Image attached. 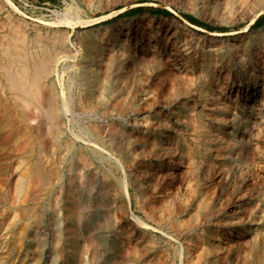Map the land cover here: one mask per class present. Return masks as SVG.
<instances>
[{"label": "bare ground", "instance_id": "6f19581e", "mask_svg": "<svg viewBox=\"0 0 264 264\" xmlns=\"http://www.w3.org/2000/svg\"><path fill=\"white\" fill-rule=\"evenodd\" d=\"M250 5L259 14L264 0H215L210 14L225 8L234 23ZM46 31L0 41V90L53 164L51 264H86L90 252L97 264H264V29L238 51L211 48L198 68L197 48L168 26L159 53L148 41L75 49ZM89 175L95 230L72 192V177Z\"/></svg>", "mask_w": 264, "mask_h": 264}, {"label": "rangeland", "instance_id": "374dc122", "mask_svg": "<svg viewBox=\"0 0 264 264\" xmlns=\"http://www.w3.org/2000/svg\"><path fill=\"white\" fill-rule=\"evenodd\" d=\"M214 5L215 0H0V41L5 37L15 40L25 31L29 39L35 40L34 36L36 37L39 31L45 34L46 30L49 33L52 30V34L58 33L56 38L64 39L66 45L74 46L75 49L87 41L96 40L114 45L116 48L122 42L131 45L135 41L141 44L148 41L150 48L159 53L162 44L159 34L168 26L170 33H174L179 42H182L184 37L183 41L190 50L197 48L201 59L198 62L192 58L190 63L194 68H198V64L209 56L208 52L212 49H216L219 56L231 49L238 51L246 43L250 42L251 45L252 34L255 31L264 29V9L259 14L253 13L255 7L250 5L243 11L242 20L232 23L226 17L225 8H221L215 16L210 14ZM73 20L84 21L85 24H70ZM88 31L91 33H86ZM127 32L130 35L129 40L125 39ZM210 32L217 34L213 42L210 40ZM72 39L75 42L71 41ZM182 48L172 56L173 58L171 57L172 62L180 63L181 59L186 57L187 54H184L186 49L184 46ZM253 50L252 47L250 54ZM257 53L264 55V48L258 49ZM243 56L245 59L249 58L244 53ZM234 58L237 59L236 56ZM234 58L231 56L219 58L228 65L232 73L238 69L234 65ZM154 62L157 64L159 58L155 57ZM138 65L131 64V72L140 73L142 70L140 71ZM70 78L75 79L72 70L67 72L65 84H68ZM171 83L172 79L167 78L164 84L167 91ZM8 96L7 92H0V264H51L53 249L49 205L52 191H55L52 187L53 180L51 181L55 177L51 168L53 164L48 154L39 153L40 150L37 148L40 147V143L37 142V138L31 136L29 128H26L23 121L21 122L18 110ZM60 172L62 174L60 177L63 178L65 172ZM73 177L72 192L83 206L84 212L91 213L95 230V221L98 220L95 177L91 175L84 178L79 176L80 179L76 178L77 176ZM58 192L64 195L63 191ZM37 218L43 221L39 227L36 223ZM30 238L33 240L32 243ZM90 255L91 252L82 255L86 258V264H97L96 253L94 257ZM79 257L80 254L77 255V258Z\"/></svg>", "mask_w": 264, "mask_h": 264}]
</instances>
